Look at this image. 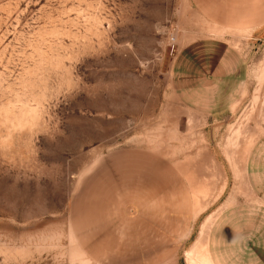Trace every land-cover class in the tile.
Wrapping results in <instances>:
<instances>
[{
	"label": "rangeland",
	"instance_id": "rangeland-1",
	"mask_svg": "<svg viewBox=\"0 0 264 264\" xmlns=\"http://www.w3.org/2000/svg\"><path fill=\"white\" fill-rule=\"evenodd\" d=\"M202 237L264 264V0H0V264Z\"/></svg>",
	"mask_w": 264,
	"mask_h": 264
},
{
	"label": "bare ground",
	"instance_id": "bare-ground-1",
	"mask_svg": "<svg viewBox=\"0 0 264 264\" xmlns=\"http://www.w3.org/2000/svg\"><path fill=\"white\" fill-rule=\"evenodd\" d=\"M202 232V231H201ZM200 232V233H201ZM204 232V231H203ZM206 233V232H205ZM202 235V234H201ZM207 239V237H206ZM205 240L202 237L200 240H198L194 246L193 252L194 257L196 256V260H190L192 263L191 264H212L209 260L208 253L206 251V245H205ZM192 248V247H191ZM191 252V251H190ZM191 255V253H190Z\"/></svg>",
	"mask_w": 264,
	"mask_h": 264
}]
</instances>
